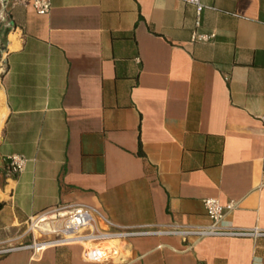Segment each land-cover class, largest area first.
<instances>
[{
  "label": "crops",
  "instance_id": "0c3cea01",
  "mask_svg": "<svg viewBox=\"0 0 264 264\" xmlns=\"http://www.w3.org/2000/svg\"><path fill=\"white\" fill-rule=\"evenodd\" d=\"M201 2L197 26L186 0H0V244L61 203L154 225L107 261L63 244L0 264H264V235L175 231L212 222L208 197L264 229V0Z\"/></svg>",
  "mask_w": 264,
  "mask_h": 264
},
{
  "label": "built area",
  "instance_id": "2783aa9c",
  "mask_svg": "<svg viewBox=\"0 0 264 264\" xmlns=\"http://www.w3.org/2000/svg\"><path fill=\"white\" fill-rule=\"evenodd\" d=\"M30 3L37 13L45 15L51 10V0H18ZM197 7V26L201 23L204 4L201 0H186ZM214 33H193V39L209 41ZM10 169L14 173L23 171L27 159L22 155L9 157ZM205 206L212 222L207 225L189 224L175 231L183 235L194 234L199 238L211 235L252 236L264 235V229L255 226L242 228L226 219V212L234 203L224 205L216 197L205 199ZM154 225L123 226L110 221L97 207L85 203H61L33 215L27 224L31 239L18 246L0 244V255L14 248H32L38 253L48 247L63 244H80L83 258L88 261H107L123 250L128 240L137 235L153 232Z\"/></svg>",
  "mask_w": 264,
  "mask_h": 264
},
{
  "label": "trees",
  "instance_id": "16d2710c",
  "mask_svg": "<svg viewBox=\"0 0 264 264\" xmlns=\"http://www.w3.org/2000/svg\"><path fill=\"white\" fill-rule=\"evenodd\" d=\"M141 146V145H140ZM140 152H143L142 151V147H140ZM2 206V202H0V207Z\"/></svg>",
  "mask_w": 264,
  "mask_h": 264
},
{
  "label": "rangeland",
  "instance_id": "374dc122",
  "mask_svg": "<svg viewBox=\"0 0 264 264\" xmlns=\"http://www.w3.org/2000/svg\"><path fill=\"white\" fill-rule=\"evenodd\" d=\"M31 239V238H30ZM30 239L28 241H26V243H28L30 241Z\"/></svg>",
  "mask_w": 264,
  "mask_h": 264
}]
</instances>
